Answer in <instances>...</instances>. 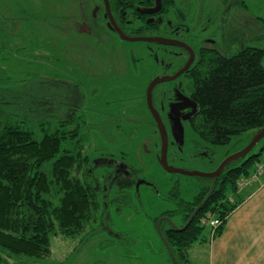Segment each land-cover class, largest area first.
Masks as SVG:
<instances>
[{
	"label": "rangeland",
	"instance_id": "obj_1",
	"mask_svg": "<svg viewBox=\"0 0 264 264\" xmlns=\"http://www.w3.org/2000/svg\"><path fill=\"white\" fill-rule=\"evenodd\" d=\"M21 1L24 8L38 14V18L35 20L36 15H31L35 20L31 28H25V20L9 26L11 40L0 41L1 72L13 77L25 75L26 78L39 74L53 81L47 85L26 82V91L33 95L49 94L56 104L57 114L79 113L92 124L91 155L131 160L141 169L142 177L150 181V188L141 184L137 195L125 198L117 209L109 205L110 221L107 225L115 235L99 228L87 236L90 229L86 228L82 235L73 238L52 237L50 256L37 264H173L158 234L155 218H160L164 211L176 209L180 200L191 201L203 179L169 173L160 166L162 143L158 128L150 131V144L147 139L142 141V134L146 136L147 133L146 117L141 116L144 89L131 86L141 70L149 69L141 50L143 44L117 38L100 22V13L96 21L90 19L97 0ZM1 3L9 6L7 10L18 5L15 0H2ZM201 7L204 20L206 16L211 19L209 27L219 26L224 31L208 32L204 37L235 40L243 35L245 45L264 51V0H202ZM55 15L71 19L70 25H66L70 26L68 31L52 18ZM81 15L88 22L90 33H78L77 22ZM30 29L36 40H30ZM234 43L221 52L238 50L240 45ZM156 61L150 68V76L163 73ZM143 76L141 73L140 78ZM254 134L251 130L235 136L223 147L202 142L207 149L212 147L217 152L212 163L203 165L199 160L201 155L193 152L191 144L196 135L187 129L182 146L172 142L170 135L167 162L186 171L208 172L224 157L246 146ZM141 142L150 152L140 150ZM263 144L264 138L248 156L258 153ZM174 192L177 196L173 195ZM174 219L178 223L176 217ZM205 230L203 227L201 231Z\"/></svg>",
	"mask_w": 264,
	"mask_h": 264
},
{
	"label": "trees",
	"instance_id": "obj_2",
	"mask_svg": "<svg viewBox=\"0 0 264 264\" xmlns=\"http://www.w3.org/2000/svg\"><path fill=\"white\" fill-rule=\"evenodd\" d=\"M1 2L0 14H5L0 16V41L11 40L9 26L25 20V28H31L38 18L21 0H15L18 5L12 10ZM31 15H36L35 20ZM52 18L69 30L68 16ZM28 36L36 40L31 29ZM263 55L262 49L250 47L210 58L194 76L192 97L199 115L191 129L202 142L223 147L235 136L264 127ZM26 82L47 85L53 81L39 74L13 77L0 70V264L43 262L50 256L52 237L73 238L86 228L90 229L87 236L97 232L108 196L128 197L124 187L113 183L111 168L91 167L96 158L89 151L94 126L79 113L57 114L50 95H33L26 91ZM263 151L264 144L258 153L230 163L184 230L175 231L167 221L161 222L179 264H190L188 249L200 239L203 227L212 229L211 223L218 220L222 224L215 227L216 235L221 232L227 215L238 205L233 198L238 181L253 172ZM200 179L203 183L191 201L180 200L176 209L160 217L174 223L176 217V225L183 226L209 191L211 180Z\"/></svg>",
	"mask_w": 264,
	"mask_h": 264
},
{
	"label": "flooded vegetation",
	"instance_id": "obj_3",
	"mask_svg": "<svg viewBox=\"0 0 264 264\" xmlns=\"http://www.w3.org/2000/svg\"><path fill=\"white\" fill-rule=\"evenodd\" d=\"M201 2L202 0H107L109 16L104 0H97L93 5L94 10L90 14V19L96 21V17L100 13V22L107 26L117 38L124 40L119 36L120 30L126 37L139 40L134 42L143 44L141 50L145 53V59L148 61V64L145 61V65L149 69L147 71L141 70L144 76L140 78L141 73H139L131 87L141 86L144 89V105H142L141 116L146 117L144 122L147 133L146 136L142 134V141L147 139L149 144L150 131L154 130V127L158 128L146 99L147 88L153 79L177 75L172 80L154 85L151 96L152 106L165 125L169 142V137L172 135L170 128L174 127L177 130L179 124L183 125V136L186 135L187 129L193 132L191 129L192 124L199 115V107L192 97L194 76L200 73L205 62L210 58L227 57L232 53L250 47L257 48L245 45L246 39L243 38V35L235 40H216L215 38L204 37L208 32L224 31H221L219 26L209 27L211 19L206 16L204 20ZM110 15L113 24L109 20ZM83 17L81 15L78 18V31L82 23L87 24L90 28L88 22L82 19ZM93 20H91L92 23ZM235 36L233 33L232 37L235 38ZM233 43L240 45V48L221 52L222 50H228ZM155 61L163 69V73L150 76V68L152 65L155 66ZM180 71L181 73L178 74ZM171 141L175 142L173 136ZM143 144L141 142L142 148L140 150L142 152L146 150L145 153L150 152V149L143 147ZM191 144L193 152L195 151V154L199 153L201 155L199 160L204 163L203 165H209L213 162L216 152L212 147L207 149L206 145L197 136L191 140ZM103 164L105 167L111 168V177L114 178L113 183L118 182L117 185L120 186V189L124 187L122 192L128 194V196L131 194L137 195L141 184L150 188V181L148 182L146 178L142 177L141 169L133 161L126 160L123 157L97 156L93 159L91 167L95 168V166H103ZM120 198L122 197L118 194L108 196L107 202L104 203L106 213H103L102 216L101 231L114 234L110 230L109 224L107 225L110 221L108 208L109 205H112L114 209H117L118 206L115 203L119 205L124 202V199Z\"/></svg>",
	"mask_w": 264,
	"mask_h": 264
},
{
	"label": "crops",
	"instance_id": "obj_4",
	"mask_svg": "<svg viewBox=\"0 0 264 264\" xmlns=\"http://www.w3.org/2000/svg\"><path fill=\"white\" fill-rule=\"evenodd\" d=\"M233 198L238 205L221 232L211 237L207 227L189 247L190 264H264V174L239 188Z\"/></svg>",
	"mask_w": 264,
	"mask_h": 264
},
{
	"label": "water",
	"instance_id": "obj_5",
	"mask_svg": "<svg viewBox=\"0 0 264 264\" xmlns=\"http://www.w3.org/2000/svg\"><path fill=\"white\" fill-rule=\"evenodd\" d=\"M105 3V7H106V11L108 13L109 16V9H108V4H107V0H104ZM110 22L113 24V20L111 18V15L109 17ZM79 32L81 33H86V32H90V28L87 26V24L82 23L79 26ZM119 36L124 39L125 41H129V42H134V41H139L137 38H131V37H126L125 35L122 34V32L119 30ZM183 71V70H182ZM181 71L178 73L180 74ZM177 76V75H176ZM176 76L173 77H164V78H155L151 81L150 85L147 88L146 91V99H147V103L148 106L150 108L151 113H153L154 117H155V121L157 123L158 126V130H159V134H160V139H161V155H160V159H159V164L160 166L167 172L169 173H173V174H184L187 176H191V177H203V178H209L211 180V184H210V188L209 191L207 193V195L204 197V199L195 207V209L193 210V212L191 213L190 217L188 218L187 222L181 226L178 227L176 226V224L168 217L166 216H161L160 218L157 219L156 221V228L158 231V234L160 236V238L162 239V241L164 242L172 261L174 262V264H179V262L177 261L170 245L168 244V242L166 241L161 229H160V224L162 221H167L170 225V227L175 230V231H182L184 230L187 225L191 222L192 218L196 215V213L199 211V209L207 202V200L209 199V197L211 196V193L213 192V189L215 187V183L219 177V175L225 170V168L232 162L238 161L239 159H242L244 157H246V155L255 147V145L264 138V127L261 128L260 130H258L257 132H255L253 138L251 139V141L244 146L242 149L233 152L229 155H227L226 157H224L217 165L216 167H214L213 170L209 171V172H203V171H186L183 169H179L176 168L174 166H171L168 164L167 162V147H168V136H167V131L165 128V125L162 123L161 119L157 116V114L155 113L156 111L154 110L153 106H152V88L154 87V85H156L157 83L160 82H164V81H168V80H172L174 79ZM171 130V134L173 136V139L175 142L179 143V146L183 145L184 142V128L183 125L179 124L177 130L172 127L170 128ZM178 134V135H177ZM217 153V152H216Z\"/></svg>",
	"mask_w": 264,
	"mask_h": 264
},
{
	"label": "built area",
	"instance_id": "obj_6",
	"mask_svg": "<svg viewBox=\"0 0 264 264\" xmlns=\"http://www.w3.org/2000/svg\"><path fill=\"white\" fill-rule=\"evenodd\" d=\"M263 173H264V152L262 154L260 161L256 163V166L253 172L249 174L248 176L242 177V179L238 181V187H242L250 183H255L258 180L259 176ZM211 224L213 225V226L211 225L212 226L211 234L213 235L216 229L215 227L217 225L219 226V224L221 223L218 220H214Z\"/></svg>",
	"mask_w": 264,
	"mask_h": 264
},
{
	"label": "bare ground",
	"instance_id": "obj_7",
	"mask_svg": "<svg viewBox=\"0 0 264 264\" xmlns=\"http://www.w3.org/2000/svg\"><path fill=\"white\" fill-rule=\"evenodd\" d=\"M153 41H158V42H160V41H162V40H153ZM173 77V76H172ZM167 136H168V134H167ZM168 148V147H167Z\"/></svg>",
	"mask_w": 264,
	"mask_h": 264
}]
</instances>
